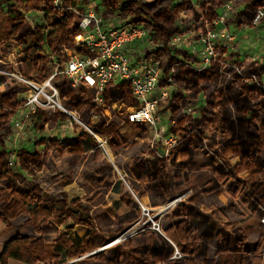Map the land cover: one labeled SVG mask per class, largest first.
<instances>
[{"label": "trees", "instance_id": "16d2710c", "mask_svg": "<svg viewBox=\"0 0 264 264\" xmlns=\"http://www.w3.org/2000/svg\"><path fill=\"white\" fill-rule=\"evenodd\" d=\"M227 1H232L233 7L226 22L239 26L251 24L258 10L264 8V0H207L199 8L191 0H132L125 17L128 24H145L159 32L164 48L156 54L166 59L163 70L166 74L173 72L181 99L179 104L177 96L173 97L174 113L206 93L200 118L182 120L175 126L173 133L180 134L181 141L166 157L145 150L133 155L127 165L137 183L132 191L139 199L150 198L154 208L190 192L186 200L164 216L169 223L162 234L153 231L148 222L140 232L105 248L140 221H146L131 192L121 196V202L131 210L108 215L110 210L103 203L113 185L109 162L84 176L85 195L74 200L69 199L66 191L73 184L68 177H52L46 183L15 184L12 179L16 175L7 169L4 146L13 134L11 120L25 104L19 95L29 91V87L0 74L4 84L0 90V182L6 183L0 188V240L6 238L0 264H9L11 260L22 264H59L63 255L80 262L89 255L87 258L92 260L88 264H264V90L245 83L236 73L222 87L210 90L211 85L226 77L227 67L214 62L209 68L198 70L190 66L195 61L193 56L167 49L171 37L180 31L177 20L182 13L200 21L204 30V23L212 24L218 18L216 10ZM102 2L108 5L114 0ZM89 4L90 0H63L62 6L56 8L52 0H0V8L7 6L1 12L0 50L5 54L9 45L22 48L14 64L4 63L6 56H2L0 70L44 83L53 74L51 55L57 56L61 64L65 57L63 49L74 48ZM241 5L244 8L239 10ZM23 10L40 11L46 23L33 29ZM178 56L182 58L181 64ZM227 56L221 60L227 58L230 64L234 55ZM248 73H264V63L252 62L243 72ZM51 83L59 93L61 105L76 114L83 126L60 109L37 111L32 118L42 131L46 125L52 128L71 120L77 135L63 142H40L41 149L22 151L18 164L23 171L34 175L51 169L59 160L83 157L85 143L92 146L93 159L99 160L94 158L99 153L98 138L112 152L129 146L121 133V126L129 125L126 118L116 115L107 121L104 108L95 104L91 91L83 85L74 87L61 73ZM105 99L107 104L119 103L125 108L137 106L125 85L109 86ZM207 130H211L208 135ZM233 160L236 162L232 163ZM244 174L247 177L240 179ZM222 195L227 198L225 204L219 199ZM240 205L254 220L238 224L222 218L223 209L244 217ZM105 214L109 222L101 220ZM21 216L28 217L23 227L7 238L13 221ZM76 225L87 229L84 237L75 232ZM25 228L29 229L28 234L24 233ZM50 232L55 235H49ZM213 246L215 254L210 256Z\"/></svg>", "mask_w": 264, "mask_h": 264}, {"label": "rangeland", "instance_id": "374dc122", "mask_svg": "<svg viewBox=\"0 0 264 264\" xmlns=\"http://www.w3.org/2000/svg\"><path fill=\"white\" fill-rule=\"evenodd\" d=\"M146 2H150L151 0H145ZM192 3L199 8L202 2L207 0H191ZM132 0H114L113 4L109 3L105 5L102 0H90V3H93L96 8H101V15H106L104 18L111 24L118 25L121 23H126L125 17L129 15V5H131ZM231 3L233 7L232 1H227L224 5L218 8L217 14L218 18L215 20L216 23L220 22L218 19L223 15L225 9V5ZM244 5L239 7V10H242ZM7 6L4 5L0 8V34L3 32V23L1 12L5 11ZM232 10V9H231ZM259 12L263 13V17L259 20L257 24H254V20L251 24L239 26L235 22H226L231 16V11L228 14L224 22V26L228 27V31L233 34L236 39V44L232 47V51L230 54H233L232 62H237L238 64L244 68H246L252 62H261L264 63V8H260ZM24 18L29 26L33 29L38 26H43L46 23V17L40 11H32V10H23L22 11ZM104 13V14H103ZM257 14V15H258ZM213 21V22H215ZM229 21V20H228ZM144 26V30L146 32L145 39L139 40L136 42V45L133 49L130 50V56L132 59H139L143 56H156L161 62V66L163 62L166 61L165 58L156 54L157 51L164 48L163 42L159 36V32L154 28H150L145 24H141ZM177 25L180 28L178 33L174 34L170 41L168 42L167 49L172 52L175 51H185L190 56L195 58V61L190 63V66L196 68L198 70L203 69L201 54L202 51L200 49V36L206 33L207 30L215 29L217 25L214 23L209 24L205 22V29H202V23L197 21L193 16H187L185 13L180 15V19L177 20ZM208 28V29H207ZM22 53V48L16 47L14 48L12 45H9L6 53L0 50V61L3 57L4 63L6 64H14L16 62V56H19ZM178 63L181 64L182 58L178 56ZM219 61L222 63L221 56L219 57ZM219 62V63H220ZM220 63V65H222ZM222 67H229L225 64ZM163 68V66H162ZM207 69V68H206ZM240 74H243L244 69H241ZM166 74V73H165ZM168 77H171V87L169 90V97L160 104L158 116L160 120L157 123V134L154 132V129H150V127L139 128L138 126L131 125H122L121 133L128 140L129 146L119 152H112L108 145L101 139H98V147L99 153L97 152L94 158H98L99 160L93 159V150L92 146L89 143H85V155L83 157H79L77 159L68 158L66 161L59 160L56 162L55 166L51 169L43 170L34 175H28L25 171H23L18 164V154L24 150L34 151L36 149H41L42 146L39 145L40 142L48 143L51 140H60L61 142L66 141L68 139L73 138L77 135L73 127V121L68 120L63 123H58L50 128L48 125L44 127L42 131L38 125H36L33 118H25L22 121V128L19 129L17 127H12L13 134L9 136L5 141L4 152L7 156V169H10L16 176L13 177V182L17 185H24L27 182L35 181V182H48L52 177H68L70 180H73V184L66 188L68 197L70 200H74L77 198H81L85 195L87 182L84 179V176L89 175L91 172L98 170L100 165L109 162L112 165V180L113 185L110 188V191L107 193L103 206L104 208L109 209L108 215L110 212L114 215H121L131 210V208L127 207L121 202V196L125 192H131L132 188L137 185V183L133 180L131 175L127 171V165L130 162L133 155H138L145 150H153L156 149L160 154L163 153V143L168 142V139L173 137L177 140L175 146L181 141V135L178 133H173L175 126L182 120H190L195 121L198 118L199 112L198 110L193 109L192 111H188L190 107L195 108L194 102L187 103L182 105V107L176 112H173V97L177 96V85L174 82L173 72H169L166 74ZM230 75H226L225 78H222L216 84L211 85L210 90H215L219 87H222ZM4 88V84L2 80H0V90ZM48 94H51L52 91L50 89H46ZM31 93L29 90L26 94L19 95L20 100H24ZM201 96V95H200ZM60 100V99H59ZM180 97L177 96L176 101L180 103ZM197 102V101H196ZM109 110L114 114H118L123 111L119 103H111L107 105ZM26 114V112H24ZM74 117L77 118L76 114L71 113ZM22 115V114H21ZM74 120V119H73ZM76 122V120H74ZM78 123V122H76ZM80 124V123H78ZM82 125V124H80ZM83 126V125H82ZM211 130H207L206 134L208 135ZM245 175H241L239 178L244 179ZM6 183L0 182V188L5 187ZM220 201L225 204L227 203V198L222 195L220 196ZM143 204L147 206L146 214L149 212L148 219H153L154 223L159 224L162 229L168 226L169 221L164 219L163 216H157V208L152 207V200L147 197V199L140 200ZM240 210L244 217H238L234 212L230 209H223L220 212L221 216L225 220H234L238 224H242L245 222H249L254 220V216L250 214L242 205H240ZM96 214L98 212H95ZM107 214V213H106ZM104 215L101 217V220H105L107 222L110 219L107 217L108 215ZM141 216L143 214L141 213ZM27 216H21L18 219L13 221V228L10 233L7 235L11 237L15 234V232L23 227L25 220H27ZM73 223V222H72ZM142 224V223H141ZM151 229L155 231V226L153 222H151ZM140 226V225H139ZM137 226V227H139ZM158 226H156L157 228ZM75 232L80 236L84 237L87 234V229L84 226L76 225ZM157 232V231H156ZM24 233L28 234L29 229L25 228ZM159 233V232H158ZM49 235H55V233H48ZM128 238V237H127ZM6 238L0 240V254L3 248V242ZM121 240V239H119ZM251 241V238L250 240ZM215 247H210L209 255L214 256ZM262 254L264 257V248L262 250ZM89 256V255H88ZM85 256V260H68L62 257L59 264H88L92 259L87 258ZM11 260L9 264H22L16 261ZM12 262V263H11Z\"/></svg>", "mask_w": 264, "mask_h": 264}, {"label": "built area", "instance_id": "2783aa9c", "mask_svg": "<svg viewBox=\"0 0 264 264\" xmlns=\"http://www.w3.org/2000/svg\"><path fill=\"white\" fill-rule=\"evenodd\" d=\"M52 2L56 8H60L63 0H52ZM224 9L223 15L218 19L220 22H213L217 27L212 28V31L207 30L200 36L203 69L209 68L214 62H220L219 57L222 55L224 58L233 52L232 47L236 44L237 38L228 31L226 25H223L232 9L231 3L226 4ZM101 11V8H96L93 3L87 6L79 25V33L75 36L74 48L63 49L65 57L61 64L58 63L57 56L51 55L53 62L50 68L53 69V74L44 83L38 84L16 73L0 70V74L25 83L31 91L27 98L22 100L25 102L24 106L12 118V127L21 129L23 119L32 118L39 110L60 109L66 114H71L61 105L59 93L51 83V80L61 73L72 82L74 87L83 85L91 91L95 104L104 108L103 114L107 121L116 115H121L126 118L129 125L150 127L157 134V123L160 120L159 106L169 97V90L172 88L171 77L165 74L156 56L131 58L130 50L136 42L145 39L146 32L143 25L128 23L114 25L102 17ZM262 17L263 13L259 12L253 23L257 24ZM221 64L226 65L223 61ZM245 81L264 90V74H251ZM119 85H125L129 89L137 106L125 108L122 105L123 111L114 114L107 107L105 92L109 86ZM46 89H50L52 93L48 94ZM22 94L26 92L20 95ZM192 110L193 108H190L188 111ZM166 140L163 145L168 149L177 143L173 137L169 138L168 142Z\"/></svg>", "mask_w": 264, "mask_h": 264}, {"label": "flooded vegetation", "instance_id": "af4514ba", "mask_svg": "<svg viewBox=\"0 0 264 264\" xmlns=\"http://www.w3.org/2000/svg\"><path fill=\"white\" fill-rule=\"evenodd\" d=\"M228 57V56H227ZM224 63H226V66H229L226 70H225V75H231V74H233V73H236V74H238V75H240V76H242V78H243V81L245 82V83H247V84H250V83H248V82H246L245 81V79L249 76V75H251L250 73H248V74H240L237 70H241V69H244L245 70V68L244 67H242V66H240L238 63V61L239 60H237V62H231L230 64H229V59H227V58H225L224 60H222ZM228 64V65H227ZM255 74V73H254ZM262 74H264V73H262ZM258 75H260V74H258ZM255 85V84H254ZM257 86V85H256ZM259 87V86H258ZM201 95V96H200ZM199 96H198V98L196 99V101L194 102V105H195V108H193V107H190V108H193V109H195V112H196V110H198L197 112H199V114H198V118H200V116H201V109H202V107L204 106V104H205V99H206V93L205 92H203V93H201ZM162 147H163V153L162 154H160L158 151H156V149H153V151H156V152H158L162 157H166L167 156V154L169 153V152H171V150L172 149H174L176 146H174V147H171V148H166L164 145H162ZM236 162V160H233L232 161V163H235ZM244 175H246V177H247V174H244ZM245 177V178H246ZM131 194H133V196H134V198L137 200V202H138V204H139V207H140V210H141V213L143 214V217H145L146 218V221H143V222H139L138 224H136L127 234H131L130 236H133V235H135L136 233H138V232H140L141 230H142V228L148 223V222H153V225L155 226L154 228H155V231H157V232H159V233H161L162 234V232H161V227H160V225L159 224H156V223H154V221H153V219H148L147 217H148V215H149V212L146 214V211H147V206L145 205V204H143L140 200L142 199V200H144V199H147V197H144V198H141V199H139L137 196H136V194H134V192L131 190ZM190 194V192H187V193H185V194H183V195H181V196H179V197H177V198H175L174 200H172V201H170V202H168L167 204H165V205H163V206H160V207H157V212H158V214H157V216H163L164 214L166 215L168 212H170L174 207H176L177 205H179L181 202H183L184 200H186V198H187V196ZM142 207H144L145 209L143 210V208ZM164 215V216H165ZM142 223V224H141ZM264 223V222H263ZM140 225V226H139ZM137 226H139V227H137ZM156 226H158L157 228H156ZM132 232V233H131ZM126 234V235H127ZM125 235V236H126ZM129 236V237H130ZM124 237V236H123ZM119 240V239H118ZM99 251V250H98ZM262 256H263V254H262ZM263 260H264V257H263Z\"/></svg>", "mask_w": 264, "mask_h": 264}, {"label": "bare ground", "instance_id": "6f19581e", "mask_svg": "<svg viewBox=\"0 0 264 264\" xmlns=\"http://www.w3.org/2000/svg\"><path fill=\"white\" fill-rule=\"evenodd\" d=\"M132 233V232H131ZM131 234H127L126 236H124V237H122V238H120L121 240H124V239H126L127 237H129ZM121 240H117V241H115L113 244H111L110 246H107L106 248H108V247H111V246H113L114 244H117L118 242H120Z\"/></svg>", "mask_w": 264, "mask_h": 264}, {"label": "water", "instance_id": "95a60500", "mask_svg": "<svg viewBox=\"0 0 264 264\" xmlns=\"http://www.w3.org/2000/svg\"><path fill=\"white\" fill-rule=\"evenodd\" d=\"M71 118H73L74 120H76L77 122H80L79 121V119H76V117H74L72 114H70V113H67ZM117 241V240H116ZM114 243V242H113ZM113 243H111V244H113ZM110 244V245H111ZM110 245H108V246H110ZM106 248V247H105ZM104 249V248H103ZM103 249H100L99 251H101V250H103Z\"/></svg>", "mask_w": 264, "mask_h": 264}, {"label": "crops", "instance_id": "0c3cea01", "mask_svg": "<svg viewBox=\"0 0 264 264\" xmlns=\"http://www.w3.org/2000/svg\"><path fill=\"white\" fill-rule=\"evenodd\" d=\"M245 177H246V175L244 176V178H245ZM12 262H13V261H12ZM12 262H11V263H12Z\"/></svg>", "mask_w": 264, "mask_h": 264}]
</instances>
